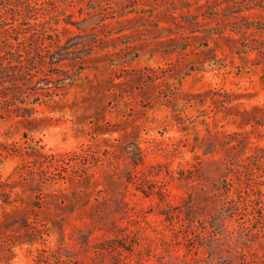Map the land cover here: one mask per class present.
I'll list each match as a JSON object with an SVG mask.
<instances>
[{"label":"rangeland","instance_id":"obj_1","mask_svg":"<svg viewBox=\"0 0 264 264\" xmlns=\"http://www.w3.org/2000/svg\"><path fill=\"white\" fill-rule=\"evenodd\" d=\"M263 23L0 0V264H264Z\"/></svg>","mask_w":264,"mask_h":264},{"label":"trees","instance_id":"obj_2","mask_svg":"<svg viewBox=\"0 0 264 264\" xmlns=\"http://www.w3.org/2000/svg\"><path fill=\"white\" fill-rule=\"evenodd\" d=\"M71 25H76V24H71ZM261 25H264V23H263V24H259L258 29H259L260 31L264 32V26L262 27ZM77 27H78V26H77ZM79 29H80V28H79ZM256 43H259V42L257 41ZM256 47H257V48H254V49H252V50L258 52V54H259V58L262 59V60H264V42H260V44H259L258 46H256ZM63 57H64V56L61 54V56H58V58H54V61H56V62H61V61L64 60ZM137 149H138V148L135 147V150L132 152V153H133V157H132V159H133V161H134L135 163H138L139 161H141V159H140V155H139V153L137 152Z\"/></svg>","mask_w":264,"mask_h":264}]
</instances>
